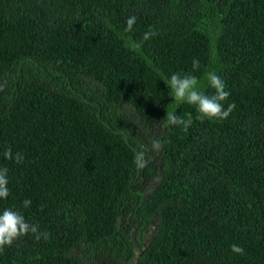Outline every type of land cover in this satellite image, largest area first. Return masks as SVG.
<instances>
[{
  "label": "trees",
  "instance_id": "1",
  "mask_svg": "<svg viewBox=\"0 0 264 264\" xmlns=\"http://www.w3.org/2000/svg\"><path fill=\"white\" fill-rule=\"evenodd\" d=\"M136 243L264 264V0H0V264Z\"/></svg>",
  "mask_w": 264,
  "mask_h": 264
},
{
  "label": "flooded vegetation",
  "instance_id": "2",
  "mask_svg": "<svg viewBox=\"0 0 264 264\" xmlns=\"http://www.w3.org/2000/svg\"><path fill=\"white\" fill-rule=\"evenodd\" d=\"M154 183H156V180H155V179H154ZM150 187H152V186H150ZM150 187H146V188H145V190H144V194L146 193V190H149ZM120 224H121V222H120ZM153 226H154V224H152V225L150 226V229H151L150 231H143V234H142V236H141V239H142V240H146V242H147L148 239H149V240L151 239V234H153V232H154V231H153ZM137 230H138V227L135 226V227H133V228L129 231L130 235H132V238H137ZM137 239H138V238H137ZM138 243H139V241H138ZM138 243H136V244H135V247L132 248L131 251H130V253L133 254V257H132V261L128 262V264H134V263H136V259H137V257L139 256L140 252L142 251V249L139 247L140 244H138ZM144 243H145V242H143V245H144ZM116 264H118V263H116Z\"/></svg>",
  "mask_w": 264,
  "mask_h": 264
},
{
  "label": "water",
  "instance_id": "3",
  "mask_svg": "<svg viewBox=\"0 0 264 264\" xmlns=\"http://www.w3.org/2000/svg\"><path fill=\"white\" fill-rule=\"evenodd\" d=\"M144 196H146V193L144 194Z\"/></svg>",
  "mask_w": 264,
  "mask_h": 264
},
{
  "label": "clouds",
  "instance_id": "4",
  "mask_svg": "<svg viewBox=\"0 0 264 264\" xmlns=\"http://www.w3.org/2000/svg\"><path fill=\"white\" fill-rule=\"evenodd\" d=\"M142 251H143V250H142ZM142 251H141V252H142Z\"/></svg>",
  "mask_w": 264,
  "mask_h": 264
}]
</instances>
